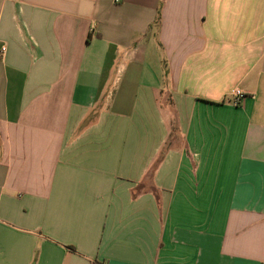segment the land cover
<instances>
[{
	"label": "crops",
	"instance_id": "obj_1",
	"mask_svg": "<svg viewBox=\"0 0 264 264\" xmlns=\"http://www.w3.org/2000/svg\"><path fill=\"white\" fill-rule=\"evenodd\" d=\"M0 264H264V0H0Z\"/></svg>",
	"mask_w": 264,
	"mask_h": 264
},
{
	"label": "trees",
	"instance_id": "obj_2",
	"mask_svg": "<svg viewBox=\"0 0 264 264\" xmlns=\"http://www.w3.org/2000/svg\"><path fill=\"white\" fill-rule=\"evenodd\" d=\"M160 15H161V12L159 11V19H160ZM157 164H154L153 167L151 168V171L149 173V175L147 176L145 182L141 183L140 185H138L135 189H134V192L133 194L134 195H137V194H141L143 192H148V191H155V186H154V182H153V174H154V171L157 167Z\"/></svg>",
	"mask_w": 264,
	"mask_h": 264
},
{
	"label": "built area",
	"instance_id": "obj_3",
	"mask_svg": "<svg viewBox=\"0 0 264 264\" xmlns=\"http://www.w3.org/2000/svg\"><path fill=\"white\" fill-rule=\"evenodd\" d=\"M232 102L234 104H239L243 98H245L246 93L241 88H236L232 93Z\"/></svg>",
	"mask_w": 264,
	"mask_h": 264
}]
</instances>
